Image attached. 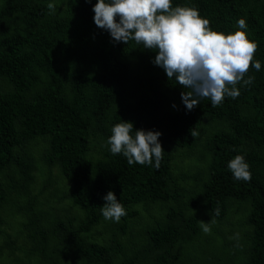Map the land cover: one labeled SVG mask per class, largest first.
<instances>
[{
    "label": "trees",
    "instance_id": "trees-1",
    "mask_svg": "<svg viewBox=\"0 0 264 264\" xmlns=\"http://www.w3.org/2000/svg\"><path fill=\"white\" fill-rule=\"evenodd\" d=\"M96 2L0 0V254L14 264H264V0H171L225 34L243 18L258 43L253 83L192 110L156 50L94 23ZM123 121L133 136L161 133L158 169L111 153ZM238 154L250 182L228 168ZM109 191L127 213L118 223L101 212ZM15 215L21 243L2 228ZM201 220L215 221L211 234Z\"/></svg>",
    "mask_w": 264,
    "mask_h": 264
},
{
    "label": "clouds",
    "instance_id": "clouds-1",
    "mask_svg": "<svg viewBox=\"0 0 264 264\" xmlns=\"http://www.w3.org/2000/svg\"><path fill=\"white\" fill-rule=\"evenodd\" d=\"M90 2V0H88ZM50 12L55 11L51 3ZM94 23L109 31L115 42L130 40L144 48L156 50L154 64L162 67L169 81L175 77L185 91L181 98L188 110L203 99H209L212 107L222 104L224 98L240 95L237 84L247 86L254 77L245 79L250 68L261 69L260 61L253 63L258 43L248 38L246 20L237 21L238 30L225 34L213 30L207 18L195 8L171 5V0H97L93 5ZM119 17V20H117ZM130 121H123L112 128L108 139L112 154H123L128 164L153 165L159 168L163 148L158 139L159 131L136 129ZM198 133L191 131L195 137ZM243 155H236L228 163L235 180L250 182L252 174ZM101 208L103 217L116 223L126 210L116 195L109 191ZM219 215V209L215 210ZM211 223L201 220V229L211 231Z\"/></svg>",
    "mask_w": 264,
    "mask_h": 264
},
{
    "label": "rangeland",
    "instance_id": "rangeland-1",
    "mask_svg": "<svg viewBox=\"0 0 264 264\" xmlns=\"http://www.w3.org/2000/svg\"><path fill=\"white\" fill-rule=\"evenodd\" d=\"M65 185H67L65 183ZM22 219V217L20 215H15V216H10V217H6L5 220L7 221V225H3L2 228L5 229L6 231L8 232H11L12 234H14L17 238V242L18 243H21V242H24V238H23V235L21 234V227L19 225V222L20 220ZM225 231H229L231 230L230 227L228 225H225L223 227ZM212 232L210 231L209 233H204L205 235H208V234H211ZM3 241H4V237L3 236H0V248H2L4 251L6 250L5 249V246L3 248ZM7 251V250H6ZM14 255H16L17 257H20L24 260V255H23V252L22 250L20 249H17L14 251L13 253ZM4 262V263H3ZM12 261H10L7 257H6V252L0 254V263L1 264H14V263H11ZM24 264H37L34 259H30L29 261H26Z\"/></svg>",
    "mask_w": 264,
    "mask_h": 264
}]
</instances>
